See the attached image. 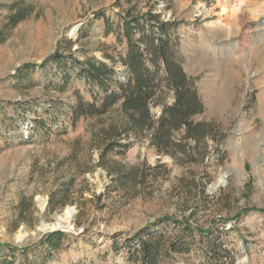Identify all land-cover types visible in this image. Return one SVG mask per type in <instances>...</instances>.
<instances>
[{
	"label": "rangeland",
	"instance_id": "374dc122",
	"mask_svg": "<svg viewBox=\"0 0 264 264\" xmlns=\"http://www.w3.org/2000/svg\"><path fill=\"white\" fill-rule=\"evenodd\" d=\"M14 4L29 14L7 30ZM128 9L179 22L177 54L204 105L194 119L224 134L204 159L182 165L141 140L103 160L97 134L120 121L119 103L73 122L79 97L103 93L70 56L113 65L125 81ZM0 37V264H142L135 235L146 226L190 245L160 264H264V0H0ZM117 164L141 178L113 183ZM68 206L74 228L57 249L41 243L43 224Z\"/></svg>",
	"mask_w": 264,
	"mask_h": 264
},
{
	"label": "trees",
	"instance_id": "16d2710c",
	"mask_svg": "<svg viewBox=\"0 0 264 264\" xmlns=\"http://www.w3.org/2000/svg\"><path fill=\"white\" fill-rule=\"evenodd\" d=\"M11 11L5 26L7 30L15 27L29 14L27 9L18 4L12 5ZM122 20L119 41L124 38L127 40V51L121 57L128 70L125 81L117 78L113 65L94 57L80 60L70 56L81 67L80 75L86 78L91 87H98L103 93L100 101L97 100L100 92L90 102L79 97L73 110V122L83 116H102L119 103L120 121L101 127L97 134L103 160L109 152L119 148L127 150L134 141L141 140L148 141L158 154L170 155L182 165L204 159L210 152L209 141L218 142L224 134L213 122L194 119L196 114L204 111V105L196 79L186 72L177 54L173 29L179 22L163 20L152 11L135 15L129 9ZM3 39L0 37V41ZM51 57L57 61L64 59V55L58 52ZM169 95L173 97L171 103L167 101ZM157 106L161 108L158 114L154 111ZM217 148L216 143L214 149ZM159 166H151L150 169L155 174ZM109 172L114 174L112 182H118L122 188L141 178L137 167L127 168L117 164L115 173ZM71 187L72 184L65 187V191ZM55 195L51 203H54ZM191 228L188 221L183 224L184 231L190 232ZM149 230L146 226L135 235L139 239L137 252L142 264H160L174 253L187 251L190 247L183 236L170 239ZM65 236L60 230L49 232L41 243L57 249Z\"/></svg>",
	"mask_w": 264,
	"mask_h": 264
},
{
	"label": "bare ground",
	"instance_id": "6f19581e",
	"mask_svg": "<svg viewBox=\"0 0 264 264\" xmlns=\"http://www.w3.org/2000/svg\"><path fill=\"white\" fill-rule=\"evenodd\" d=\"M262 111L264 112V108H262ZM226 174L227 173H222L219 176V180L216 183H214L213 188L219 187L218 185L224 181ZM37 199H38V203H39L40 207L44 208L46 206V203H47L46 198L43 196H39ZM74 214H75L74 207L68 206L67 208H65V210L62 214L57 215V222L56 223H53V224L52 223H44L43 224L44 226L41 228L42 229H52V228L60 227L63 229H73L74 228V225H73ZM24 236H25L24 230H21L19 232V234L17 235V237L19 239H23Z\"/></svg>",
	"mask_w": 264,
	"mask_h": 264
},
{
	"label": "water",
	"instance_id": "95a60500",
	"mask_svg": "<svg viewBox=\"0 0 264 264\" xmlns=\"http://www.w3.org/2000/svg\"><path fill=\"white\" fill-rule=\"evenodd\" d=\"M213 185H214V184H211V185L209 186V189L214 190L215 188H213ZM49 230H50L51 232L58 231V230H60V231H65L64 229H62V228H60V227L52 228V229H49Z\"/></svg>",
	"mask_w": 264,
	"mask_h": 264
}]
</instances>
